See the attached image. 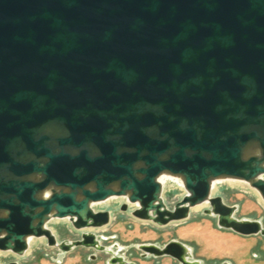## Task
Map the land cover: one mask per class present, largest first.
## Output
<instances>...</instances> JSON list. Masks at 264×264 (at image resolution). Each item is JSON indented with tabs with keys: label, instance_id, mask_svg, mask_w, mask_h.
I'll return each instance as SVG.
<instances>
[{
	"label": "water",
	"instance_id": "obj_1",
	"mask_svg": "<svg viewBox=\"0 0 264 264\" xmlns=\"http://www.w3.org/2000/svg\"><path fill=\"white\" fill-rule=\"evenodd\" d=\"M165 170L188 189L173 208ZM262 173L264 0H0V249L22 252L28 234L94 247L93 232L70 243L45 222L102 225L91 202L111 194L159 223L208 199L221 224L264 234L211 195L212 177L234 176L264 197ZM138 246L202 264L179 239Z\"/></svg>",
	"mask_w": 264,
	"mask_h": 264
},
{
	"label": "rangeland",
	"instance_id": "obj_2",
	"mask_svg": "<svg viewBox=\"0 0 264 264\" xmlns=\"http://www.w3.org/2000/svg\"><path fill=\"white\" fill-rule=\"evenodd\" d=\"M260 175L264 177V173ZM161 181L162 197L166 205L173 208L188 193L184 179L180 174H173L165 175ZM218 194L234 207V217L258 220L264 227V197L249 180L218 177L211 195ZM122 202L128 203L126 209L120 208ZM91 206L94 210H108L109 221L99 226L75 227L67 216H52L45 224L57 240L69 241L80 238L83 231H91L103 248L74 245L63 250L48 244L46 236L32 234L22 252L0 249V263L14 260L17 264H181L171 255H154L138 246L140 243L163 246L171 239H179L190 246L192 257L202 264H264V234H244L221 224L219 213L205 211L211 208L208 199L192 205L186 217L167 223L135 216L132 210L137 202H130L123 194L92 201ZM112 255L122 256L124 262L111 261Z\"/></svg>",
	"mask_w": 264,
	"mask_h": 264
},
{
	"label": "bare ground",
	"instance_id": "obj_3",
	"mask_svg": "<svg viewBox=\"0 0 264 264\" xmlns=\"http://www.w3.org/2000/svg\"><path fill=\"white\" fill-rule=\"evenodd\" d=\"M251 153H256L258 155H261V148L259 145L255 144V145H249L246 149H245V154L248 155V154H251ZM165 175H173V173L165 170L163 172H161V174L159 175V178L160 180H162L164 178ZM218 177H221V176H217V177H212L211 178V184L213 185L215 183V181L217 180ZM223 179V178H222ZM217 189V188H216ZM51 192V187H47L45 188L43 191L40 192L41 195H48L49 193ZM112 195V194H111ZM207 200V199H205ZM205 200L201 201L200 203L204 202ZM112 201V200H111ZM200 206V205H199ZM198 206V207H199ZM32 238V235L31 234H28L25 236V239H26V242L27 244H29L30 240ZM71 243V241H69ZM94 247L96 248H101L102 247V244L100 242V240L96 237V241L94 242ZM186 247L187 249L189 250V254H192V251H191V248L189 245L186 244ZM28 252V251H27ZM196 260V263H198V261H200L199 259L197 258H194ZM123 261V258H119L118 259V262H121Z\"/></svg>",
	"mask_w": 264,
	"mask_h": 264
}]
</instances>
